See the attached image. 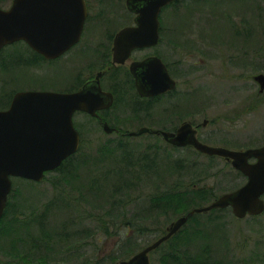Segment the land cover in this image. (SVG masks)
Segmentation results:
<instances>
[{
    "label": "rangeland",
    "instance_id": "1",
    "mask_svg": "<svg viewBox=\"0 0 264 264\" xmlns=\"http://www.w3.org/2000/svg\"><path fill=\"white\" fill-rule=\"evenodd\" d=\"M2 1L4 9L13 2ZM122 1L101 5L97 0L93 10L106 14L111 7L124 24L131 23ZM161 20L165 40L171 43L162 53L181 82L177 103L159 102V109H144L137 116L132 109H111L102 113L105 121L123 133L143 127L168 131L192 122L210 146H264V92L255 80L264 75V0H180ZM111 25L119 24L116 20ZM30 58L23 44L1 51L0 110L8 108L17 91L54 89L66 78L55 64L34 68L37 64L23 62ZM172 105L176 109H161ZM74 120L82 145L71 166L48 173L40 183L13 179L8 216L0 224V235L9 239L0 241V262L16 264L18 260L6 255L16 246L25 249L13 253L25 257L20 264H116L155 243L186 214L146 217L155 194L179 185V192L188 191L191 183L208 189L205 203L191 211L246 183L223 158L175 147L158 134L106 133L98 119L81 112ZM99 184L107 200L114 186L124 184L119 196L126 207L111 211L109 203L100 207V196V202L89 199L88 190ZM119 196L112 193L113 199ZM51 199L59 201L48 209ZM99 215L104 216L93 217ZM194 216L150 253L151 264H264V214L239 220L227 208ZM16 219L22 221L10 237L5 229H15L10 224Z\"/></svg>",
    "mask_w": 264,
    "mask_h": 264
},
{
    "label": "water",
    "instance_id": "2",
    "mask_svg": "<svg viewBox=\"0 0 264 264\" xmlns=\"http://www.w3.org/2000/svg\"><path fill=\"white\" fill-rule=\"evenodd\" d=\"M172 1L128 2L129 9L139 15L138 27L126 28L119 35L115 62L124 63L133 48L156 41L145 40L143 36L157 35L158 15L162 7ZM86 16L85 0H13L9 8L0 7V52L10 44L26 41L46 58L54 59L73 44L74 41L68 38L70 31L75 26L81 28ZM164 71L163 64L158 61L156 74L164 73L168 87L158 88L155 94L175 88V82ZM255 80L261 86L260 92H263L264 75H257ZM78 96L53 91H21L15 94L8 110H0V220L12 190V178L41 182L46 173L55 171L79 151L81 138L74 126V114L82 111L96 116L101 109H78L85 108L75 103L74 98ZM112 130L108 123L104 124L106 133ZM149 132L161 134L174 146H193L203 154L232 160L233 167L242 172L247 181L237 190L221 195L209 205L192 209L186 216L179 218L165 236L117 264H151L149 253L177 233L195 214L230 207L237 219H245L264 212V146L246 151L210 146L197 138L196 130L190 123L181 126L176 133L151 131L144 127L130 135ZM252 158L256 162L250 163Z\"/></svg>",
    "mask_w": 264,
    "mask_h": 264
},
{
    "label": "flooded vegetation",
    "instance_id": "3",
    "mask_svg": "<svg viewBox=\"0 0 264 264\" xmlns=\"http://www.w3.org/2000/svg\"><path fill=\"white\" fill-rule=\"evenodd\" d=\"M95 1L97 0H85L87 16L84 20L83 26L81 28H78V26L72 28L70 31L71 35L68 38L74 42L70 48L60 56L54 59H48L43 54L34 50L26 41L16 42L6 47L9 48L13 45L23 44L27 48L28 56L31 57L30 60H23L25 64H37L34 68L42 67L44 64H55L58 66V68L64 71V76L66 78L62 81H57L60 84L59 87L54 89H38L31 87L30 89L23 91H53L66 94H79L78 97L74 98L75 103H79L85 108L78 109H101L97 112L96 116H91L98 119V121L102 123L103 130L104 124L108 123V121H105L102 113L109 114L111 109H132L131 111L135 115L136 112H144V109H159V102L167 101L169 105H171L173 102L177 103L174 100L176 97H178L176 95V90L178 87H180L181 82L178 76L173 74L171 65L168 63L165 55L162 53L163 49H166L171 45V43L165 40L166 37L163 34L164 28L162 26L161 18L165 11L173 3L180 0H175V2L172 1L162 7L158 15L159 27L157 35L153 36L151 34H146L143 36V39L145 40L152 41L155 39L156 41L145 44L144 46L133 48L124 63H118L114 60L116 40L119 38L121 32L126 28L138 27L137 18L139 15L138 13H135L129 9L128 2L130 0H125L124 2L122 1L123 8H125L131 20V23L129 22L128 24H124L123 18L118 14L116 15L111 7H107L106 14H103L104 11L101 10H93V5L94 7L95 5H99L98 2L101 5L108 4V0H98L97 3H95ZM108 9L111 12H108ZM116 20L119 25H111ZM158 61L163 64L165 71L168 74L166 75L175 82V88L169 90L167 89L164 92L155 94L158 88L162 89L164 87H168L164 73L158 76L156 74ZM35 70L37 72L40 71L39 69ZM37 72L34 73L37 74ZM15 94L11 96L8 108L3 110H8L11 107ZM161 109H176V105L162 106ZM78 112H81L82 114H88L82 111H77L76 113ZM76 113L74 114L73 121L75 128L78 130L81 136V133L74 120ZM106 118L107 120L109 119L107 116ZM186 123L192 124L193 128L196 130L197 138L201 141V139L198 137V126H194L192 122H184L179 127L174 128L173 130L170 129L167 132L176 133L178 129ZM109 126L113 129L110 134L117 133L123 137H136L130 135V133H133L134 131L123 133L121 128H116L110 124ZM149 129L151 131H160L151 128ZM148 134L155 133L149 132ZM158 135L162 136L161 134ZM203 143L208 144L206 142ZM186 147L194 148L193 146ZM222 148L234 151H245L228 147ZM213 157L223 158L226 160V162L232 165V160H227L221 156ZM249 162L254 163L256 162V159L252 158L249 160ZM176 222L177 221L170 224V226L167 228L166 234L169 232V228ZM183 227L184 226H182L180 230L169 239L180 233Z\"/></svg>",
    "mask_w": 264,
    "mask_h": 264
},
{
    "label": "trees",
    "instance_id": "4",
    "mask_svg": "<svg viewBox=\"0 0 264 264\" xmlns=\"http://www.w3.org/2000/svg\"><path fill=\"white\" fill-rule=\"evenodd\" d=\"M4 3H5L4 1L0 0V5H4ZM74 158H75V155L70 157V158H68L66 161H64V163L61 165V167H59L57 170L61 171L65 167L71 166L73 161H74ZM81 163H82V161H81ZM92 170H94L93 167H92ZM63 180L64 181H69V180H65V179H63ZM193 184L194 183L189 184L190 185V190H188V191H180L179 192L177 190L178 187L180 186L179 185V186L175 187L177 189L170 190L169 192H165L163 194H160V193L155 194L153 197H151V202L148 205L149 206V208H148L149 215H147L146 217L159 218V217H162V216H165V217L176 216L177 214H184V213H186L185 215H187L190 212V208L191 207L199 205L200 203L201 204L205 203V200L209 196V192L210 191L208 189H205V188L198 189L197 184L195 185V188H194ZM123 185L124 184H120V185L114 186L112 188V191H113L112 193L117 194L119 196V194L121 192V189L123 188ZM182 187L183 186L181 185V188ZM102 191H103V187L100 186V184H99V186L95 185L93 187H90V189L88 190V192L90 193L89 194L90 197H88V198L89 199L92 198V200L99 201L97 198H99V196L100 197L102 196ZM112 193H111L110 197H108V200L106 198H104V197H101V200L102 199H104V200L102 201L103 203H101L100 207L103 208L104 207L103 204L109 203L111 211H113L114 209H116V210L117 209H124L126 207V205L124 204V201L120 198L121 196L118 197L119 199H113L112 198ZM85 195L87 196L88 194L85 193ZM194 198H197V199H194ZM55 199H57V198H55ZM55 199H51L49 201V203L47 204V208L48 209L52 208V204H56V203L58 204L57 201H59V200H55ZM85 199H87V197H85ZM9 203H10V201H8L7 208L5 210L3 218L0 221V224L8 216L7 215V211H8ZM62 203H63V201L61 202V204ZM67 205H69V204H67ZM47 214H48V212H46L44 215L41 214V216L39 218L40 219L46 218L45 216ZM109 215H110V217H113V216H111V215H113L112 213H110ZM119 215L124 216L121 213H119ZM103 216L104 215L93 216V217H103ZM21 221H22L21 219L14 220V224L13 225L10 224V225L13 226V228H15V229H11V231H10L11 233H10L9 230L6 228L5 232L7 233V235H9L11 237V234H13V232H14V230H16L17 226L20 225ZM110 225H111L110 223H106L105 227H109ZM128 225L134 226L132 223H129ZM138 234H139V231H138ZM2 240L3 241L5 240L6 242H8L9 239L5 238L4 235H2V236L0 235V241H2ZM15 249L16 250L9 251L8 253H6V255H8L9 257L14 259L15 261L18 260V261H16V264H20V260L19 259L21 258L22 255L18 259V257L16 255L19 252L17 250L20 249L19 251H25V249H24V247L16 248V246H15ZM13 253H16V255L13 254ZM24 258L22 256L21 259H24ZM0 264H15V262L14 263H3V262H0Z\"/></svg>",
    "mask_w": 264,
    "mask_h": 264
}]
</instances>
